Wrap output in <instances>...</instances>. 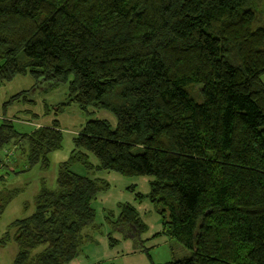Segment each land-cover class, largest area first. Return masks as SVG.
<instances>
[{
    "label": "trees",
    "instance_id": "obj_1",
    "mask_svg": "<svg viewBox=\"0 0 264 264\" xmlns=\"http://www.w3.org/2000/svg\"><path fill=\"white\" fill-rule=\"evenodd\" d=\"M263 16L264 0H0V87L20 76L44 90L62 83L56 112L115 118L83 126L55 189L42 185L34 212L9 225L0 244H15L12 264H69L97 230L91 204L109 185L75 164L150 179L160 235L191 253L164 264H264ZM27 95L2 107L33 106ZM13 121L30 123L3 120L0 152L46 171L59 125L21 134ZM16 195L0 191V213ZM118 209L114 228L138 238L136 210Z\"/></svg>",
    "mask_w": 264,
    "mask_h": 264
},
{
    "label": "rangeland",
    "instance_id": "obj_2",
    "mask_svg": "<svg viewBox=\"0 0 264 264\" xmlns=\"http://www.w3.org/2000/svg\"><path fill=\"white\" fill-rule=\"evenodd\" d=\"M256 26L264 27V16ZM261 81L264 85V75ZM39 85L34 87L31 78L20 76L0 87V123L5 119L15 118L30 121L26 125L13 121L18 131L29 133L37 126L47 127L56 122L62 134L61 149L49 154V168L46 171L40 170L38 165L27 170L25 162L20 158L18 160L12 148L6 150V153L0 152V191H17V195L0 213V238L8 232L13 221L24 219L34 212L33 200L42 185L48 190L55 189L59 166L70 157L73 150L72 140L87 122L99 120L108 122L112 128L115 126V118L111 113L92 107L86 112L80 111L76 106L56 112L55 109L67 100V85L57 84L50 90H44L46 86ZM22 92L28 94L29 100H34L33 106L17 103L8 108L2 107L9 98ZM90 164L96 165V161L91 158ZM71 171L80 176L104 180L109 189L97 195L92 202L95 212L94 226L97 230L88 231L89 240L81 248L79 256L69 264L79 261L93 264L94 261L97 263L102 260L105 264H162L191 258V253L176 241L160 235L161 218L147 199L149 178H125L106 172L88 175L77 164L71 167ZM137 194L142 196L140 201L136 199ZM122 204L132 205L145 226V231L138 238L126 235V228H114V222L120 213L117 205ZM111 241L115 242L112 246ZM16 253L17 249L12 241L0 244V264H12ZM111 255L117 256V260H105L111 258Z\"/></svg>",
    "mask_w": 264,
    "mask_h": 264
},
{
    "label": "crops",
    "instance_id": "obj_3",
    "mask_svg": "<svg viewBox=\"0 0 264 264\" xmlns=\"http://www.w3.org/2000/svg\"><path fill=\"white\" fill-rule=\"evenodd\" d=\"M21 123H23V124H30V123H25V122H21ZM38 127H40V126H37L36 127V129L38 128ZM16 129V128H15ZM17 130V129H16ZM35 130V129H34ZM33 130V131H34ZM33 131H31V132H29V133H27V132H21V131H18L17 130V132H19V133H21V134H30V133H32ZM94 166H95V164H94ZM75 174V173H74ZM77 175V174H76ZM80 176V175H79ZM98 179V178H97ZM150 181V180H149ZM149 181H148V183H149ZM138 195H141V194H138ZM130 205V204H129ZM119 205H117V207H118ZM131 207H133L132 205H130ZM134 208V207H133ZM135 209V208H134ZM136 210V209H135ZM143 223V222H142ZM160 233H161V230H160ZM134 234V233H133ZM135 253H137V251H135ZM146 254L147 255H149L147 252H146ZM98 260V259H97ZM105 260H108V261H111V260H117V256H112L111 255V258H107V259H105ZM103 261V260H102ZM102 261H97V263H95L96 261H94V263L93 264H105V263H103ZM76 264H83L81 261H79V262H75ZM165 263H167V262H165ZM106 264H108V263H106ZM110 264H112V263H110ZM162 264H164V263H162Z\"/></svg>",
    "mask_w": 264,
    "mask_h": 264
}]
</instances>
